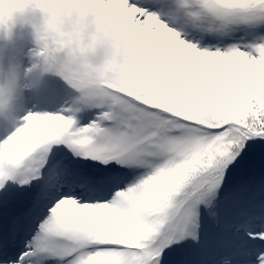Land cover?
<instances>
[{"label":"snow or ice","instance_id":"1","mask_svg":"<svg viewBox=\"0 0 264 264\" xmlns=\"http://www.w3.org/2000/svg\"><path fill=\"white\" fill-rule=\"evenodd\" d=\"M36 4L0 264H264V0Z\"/></svg>","mask_w":264,"mask_h":264},{"label":"rangeland","instance_id":"2","mask_svg":"<svg viewBox=\"0 0 264 264\" xmlns=\"http://www.w3.org/2000/svg\"><path fill=\"white\" fill-rule=\"evenodd\" d=\"M35 46L30 28L18 30L12 39L0 38V73H7L12 68L27 64L30 49Z\"/></svg>","mask_w":264,"mask_h":264},{"label":"clouds","instance_id":"3","mask_svg":"<svg viewBox=\"0 0 264 264\" xmlns=\"http://www.w3.org/2000/svg\"><path fill=\"white\" fill-rule=\"evenodd\" d=\"M36 0H0V35L6 29H11L14 33L30 22L32 9Z\"/></svg>","mask_w":264,"mask_h":264}]
</instances>
